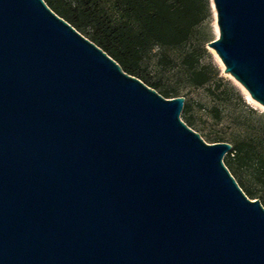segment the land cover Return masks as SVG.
Wrapping results in <instances>:
<instances>
[{"label": "water", "instance_id": "1", "mask_svg": "<svg viewBox=\"0 0 264 264\" xmlns=\"http://www.w3.org/2000/svg\"><path fill=\"white\" fill-rule=\"evenodd\" d=\"M207 45L264 109V0ZM165 99L43 0H0V264H264V208Z\"/></svg>", "mask_w": 264, "mask_h": 264}, {"label": "trees", "instance_id": "2", "mask_svg": "<svg viewBox=\"0 0 264 264\" xmlns=\"http://www.w3.org/2000/svg\"><path fill=\"white\" fill-rule=\"evenodd\" d=\"M43 1L125 74L163 98H179L182 89L203 88L214 98L216 93L211 88L224 87L251 116L256 115L209 61L205 47L210 43L206 37L210 0ZM227 90L220 95L229 96ZM215 111L207 113L212 116ZM184 123L188 128L192 125L189 120ZM204 137L208 144L231 145L234 157L224 161L225 167L246 197L258 200L264 208V116L254 125L240 126L229 138L209 133Z\"/></svg>", "mask_w": 264, "mask_h": 264}, {"label": "rangeland", "instance_id": "3", "mask_svg": "<svg viewBox=\"0 0 264 264\" xmlns=\"http://www.w3.org/2000/svg\"><path fill=\"white\" fill-rule=\"evenodd\" d=\"M206 37L209 42L214 41L218 37L215 15L212 11L206 28ZM205 48L210 56L209 61L219 70L220 77L236 88L245 106L256 115L251 116L246 108L232 98L226 88L218 86L219 90H216L214 87L211 88V91H215L216 93L214 98L208 95L207 88L197 90L182 89L181 97L185 99V106L180 119L183 122L186 120L191 121L192 125L190 129L202 136L204 141H207L204 137V134L206 135L207 133L229 138L232 134L236 133L240 126L244 124L247 126L256 124L258 117L264 116V109L247 100L246 92L232 78L223 73L224 67L214 52L207 49V45ZM224 89L227 90L229 96L220 95V92ZM210 109L216 110L212 116L207 113ZM199 129L203 130L199 131ZM233 157L234 155H231L229 152L225 156L224 161L233 159Z\"/></svg>", "mask_w": 264, "mask_h": 264}, {"label": "bare ground", "instance_id": "4", "mask_svg": "<svg viewBox=\"0 0 264 264\" xmlns=\"http://www.w3.org/2000/svg\"><path fill=\"white\" fill-rule=\"evenodd\" d=\"M246 98L249 102H252L253 104L259 106L260 108H262L259 104H257L256 102H254L253 100H251V98L249 97V95L246 93Z\"/></svg>", "mask_w": 264, "mask_h": 264}]
</instances>
